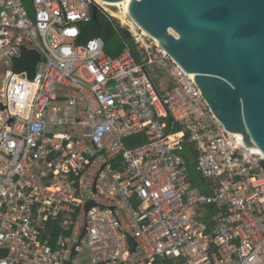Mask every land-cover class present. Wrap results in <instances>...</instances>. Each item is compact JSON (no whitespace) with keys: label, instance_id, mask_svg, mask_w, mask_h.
<instances>
[{"label":"built area","instance_id":"built-area-1","mask_svg":"<svg viewBox=\"0 0 264 264\" xmlns=\"http://www.w3.org/2000/svg\"><path fill=\"white\" fill-rule=\"evenodd\" d=\"M98 4L0 0V264H259L264 153L135 23L134 50L78 43Z\"/></svg>","mask_w":264,"mask_h":264},{"label":"water","instance_id":"water-1","mask_svg":"<svg viewBox=\"0 0 264 264\" xmlns=\"http://www.w3.org/2000/svg\"><path fill=\"white\" fill-rule=\"evenodd\" d=\"M128 15L194 74L225 130L264 153V0H130ZM39 60V52L21 46L13 70L32 77Z\"/></svg>","mask_w":264,"mask_h":264},{"label":"trees","instance_id":"trees-1","mask_svg":"<svg viewBox=\"0 0 264 264\" xmlns=\"http://www.w3.org/2000/svg\"><path fill=\"white\" fill-rule=\"evenodd\" d=\"M89 22L80 25V35L77 39L78 43H83L87 39L92 37L101 38L104 42V50L109 55H117L124 46L125 43L135 49L133 40L129 37L127 31L120 27L119 23L113 17H108L102 10H96L95 16H93ZM178 129V126H174V130ZM144 141L141 135H132L125 139V143L128 146L140 144ZM185 156L189 159L191 154L186 146L184 149ZM191 165V161L189 162ZM6 250L0 249V256L5 255Z\"/></svg>","mask_w":264,"mask_h":264},{"label":"rangeland","instance_id":"rangeland-1","mask_svg":"<svg viewBox=\"0 0 264 264\" xmlns=\"http://www.w3.org/2000/svg\"><path fill=\"white\" fill-rule=\"evenodd\" d=\"M25 1H26V3H29L30 0H25ZM98 5H100V8H101L104 12H106L110 17H113L114 19H116L117 22L119 23L120 27L124 28L126 31H127V29L130 30L131 27H132L133 30H137V27H135L136 25H133V26L130 25L129 22H130V19H131V18L128 17V18H127V23H123L120 19H118V18H116V17H114L113 15L110 14V12L108 11V9L116 10L117 7H115V6L104 5V4H102V3H99ZM1 65H2L3 67H5V68H8V67H9V64H8V63H7V64H4V63L2 62ZM2 76H3V74H2V72H0V85H1V82H2ZM60 129H61V131H63V130H64V127L60 128ZM100 159H101V158H100ZM191 163L193 164V161H191ZM90 191H92L91 187H89V188H87V189L85 190L86 198H87V199L92 198V193H90ZM76 240H77V238H76L75 236H73L72 243H75ZM259 264H264V251L262 252V255H261V262H260Z\"/></svg>","mask_w":264,"mask_h":264},{"label":"bare ground","instance_id":"bare-ground-1","mask_svg":"<svg viewBox=\"0 0 264 264\" xmlns=\"http://www.w3.org/2000/svg\"><path fill=\"white\" fill-rule=\"evenodd\" d=\"M95 1L97 3H102L104 5L117 7L116 10L108 9V11L110 12L111 15H113L114 17L120 19L123 23H127V18L129 17V15H128V4H129V1L130 0H123V1H120L118 3H116V2H110V3H108V2L101 1V0H95ZM129 23L132 26L134 25V22L131 19H130V22ZM141 30H142V32L145 35H148L143 29H141ZM255 148L257 150H259L257 147H255Z\"/></svg>","mask_w":264,"mask_h":264}]
</instances>
